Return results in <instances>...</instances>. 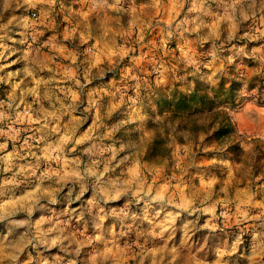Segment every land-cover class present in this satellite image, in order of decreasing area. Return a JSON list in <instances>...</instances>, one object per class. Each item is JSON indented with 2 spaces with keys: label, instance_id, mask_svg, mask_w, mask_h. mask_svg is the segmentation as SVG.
Wrapping results in <instances>:
<instances>
[{
  "label": "rangeland",
  "instance_id": "374dc122",
  "mask_svg": "<svg viewBox=\"0 0 264 264\" xmlns=\"http://www.w3.org/2000/svg\"><path fill=\"white\" fill-rule=\"evenodd\" d=\"M257 73L264 0H0V264H264V104L158 106Z\"/></svg>",
  "mask_w": 264,
  "mask_h": 264
},
{
  "label": "trees",
  "instance_id": "16d2710c",
  "mask_svg": "<svg viewBox=\"0 0 264 264\" xmlns=\"http://www.w3.org/2000/svg\"><path fill=\"white\" fill-rule=\"evenodd\" d=\"M243 93H251L248 98L264 104V74L257 73L248 78L242 77L241 80L223 77L209 90L206 85L196 81L189 93L179 90L162 93L158 106L161 113H172L170 120L183 122L177 127L179 130L196 137L202 134L208 145L227 143L225 150L237 153L241 149L234 142L235 128L227 109L236 106L244 98ZM165 144V138L157 135L150 147L152 155L167 151Z\"/></svg>",
  "mask_w": 264,
  "mask_h": 264
}]
</instances>
